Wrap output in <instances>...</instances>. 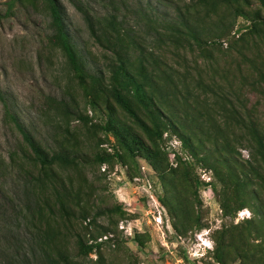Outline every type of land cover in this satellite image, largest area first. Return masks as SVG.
Masks as SVG:
<instances>
[{
    "label": "rangeland",
    "instance_id": "374dc122",
    "mask_svg": "<svg viewBox=\"0 0 264 264\" xmlns=\"http://www.w3.org/2000/svg\"><path fill=\"white\" fill-rule=\"evenodd\" d=\"M10 1L0 0V264H24L35 225L53 237L56 264H264V169L246 127L264 138V0H82L98 29L117 16L114 50L59 0L101 87L52 47L43 3ZM123 59L145 104L129 77L124 95L151 135L113 97ZM12 115L70 164L36 163ZM201 116L226 130V151L189 130Z\"/></svg>",
    "mask_w": 264,
    "mask_h": 264
},
{
    "label": "trees",
    "instance_id": "16d2710c",
    "mask_svg": "<svg viewBox=\"0 0 264 264\" xmlns=\"http://www.w3.org/2000/svg\"><path fill=\"white\" fill-rule=\"evenodd\" d=\"M16 0H12L9 2V9H12ZM34 2H41L46 6V9L49 12V16L51 18V26L50 33L48 34V40L52 47L62 49L71 65V68L75 71V73L80 78H86L91 80L93 83L99 85L101 87V81L94 74L87 72L82 58L76 50L75 45L72 42L71 35L67 30V25L65 21V13L62 4L59 0H33ZM240 1V0H234ZM72 5L78 10V12L82 15L83 19L88 25V28L94 38L97 41L102 43V38L106 42V47L110 49H115L119 42L122 41L120 37L119 30V21L116 15L110 14L106 18H104L103 27L97 28V19L98 16H95L92 12L94 9L91 7L90 3H84L82 0H71ZM174 23H170V28L173 29ZM111 37L117 39V42H112L110 40ZM130 67L132 64L128 59H123L119 62L118 66L113 68V97L117 104L139 125L143 128L145 132L149 135L153 134V130L142 120L139 116L136 108L132 104V102L124 95V87L125 80L124 77H129L134 81L135 92L138 96L137 98L142 104H145V89L144 83L138 82L135 78L132 77L130 73ZM154 72L156 70L154 69ZM161 77L158 80H166L169 78L164 71H160ZM0 101L6 106V98L0 92ZM55 103V102H53ZM59 110L64 114H69V106L65 104L64 101L59 102ZM12 119L15 122L18 130L22 134L25 142L31 148L33 154L35 155L32 159L39 163L42 166L50 167L56 163H64L70 164V156L65 152H55L53 154H48L39 144L31 137V135L26 130L25 126L20 122V120L12 115ZM188 128L190 131H194L195 129H199L203 131V134L207 137L211 135L214 140L213 143L217 146L215 151L221 152L219 145V138H227L226 130L221 128L215 121L211 124L210 128H206V123L202 122V116L199 118H195L194 120L187 122ZM250 126H246L250 134L253 135L254 140L256 142V146H254V152L252 155L254 159L259 162L260 167L264 169V138L256 131L254 125L250 123ZM119 134V132H115ZM125 141V140H124ZM138 140L136 136L132 137V142L136 143ZM226 151V150H224ZM35 206L40 213L43 211V207L41 206V202H39V198H35ZM45 205L50 206L49 200H45ZM36 229V233H31V237L33 239V246L30 250V254L25 256L26 261L24 264H56V261L53 258V254L51 253V242L53 237L47 231H43L39 226H34ZM29 255V256H28Z\"/></svg>",
    "mask_w": 264,
    "mask_h": 264
}]
</instances>
